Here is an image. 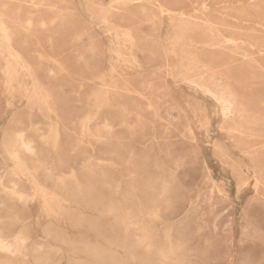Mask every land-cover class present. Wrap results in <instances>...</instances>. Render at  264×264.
Segmentation results:
<instances>
[{
  "label": "rangeland",
  "instance_id": "rangeland-1",
  "mask_svg": "<svg viewBox=\"0 0 264 264\" xmlns=\"http://www.w3.org/2000/svg\"><path fill=\"white\" fill-rule=\"evenodd\" d=\"M85 1L0 0V37L8 38H0V233L8 241L26 238L12 264H264V0ZM34 86L45 105L28 107ZM220 96L231 98L229 110ZM17 132L32 140V157L46 162V173L22 175L4 154ZM145 233L152 238L144 240Z\"/></svg>",
  "mask_w": 264,
  "mask_h": 264
},
{
  "label": "bare ground",
  "instance_id": "bare-ground-1",
  "mask_svg": "<svg viewBox=\"0 0 264 264\" xmlns=\"http://www.w3.org/2000/svg\"><path fill=\"white\" fill-rule=\"evenodd\" d=\"M27 1V0H26ZM88 1V0H87ZM194 1V0H193ZM251 1V0H250ZM256 1V0H255ZM32 1H30V3H31ZM84 2H86L85 0H84ZM97 2H99L98 0H97ZM108 2V1H107ZM117 2V1H116ZM116 2H114V3H116ZM122 2V1H121ZM135 2H137V1H135ZM134 2V3H135ZM242 2V1H241ZM253 2V1H252ZM34 3V2H33ZM44 3V2H43ZM89 3V2H88ZM193 3V2H192ZM259 3V2H258ZM19 4V3H18ZM39 4V3H38ZM42 4V3H41ZM58 4H60L61 5V3H58ZM78 4V3H77ZM86 4V3H85ZM84 4V5H85ZM106 4V3H105ZM137 4V3H136ZM145 4V3H144ZM237 4H239V3H237ZM8 5H10V4H7L6 6H8ZM29 5H31V4H29ZM83 5V4H82ZM89 5V4H88ZM92 5H93V3H92ZM110 5V4H109ZM146 5V4H145ZM193 5V4H192ZM225 5H227V4H225ZM241 5H242V3H241ZM3 6V5H2ZM6 6L4 7V8H6ZM12 6H14V5H12ZM11 6V7H12ZM80 6H81V4H80ZM116 6V5H115ZM130 6H132V4L130 3ZM129 6V7H130ZM201 6V5H200ZM1 7V6H0ZM38 7V6H37ZM41 7V6H40ZM78 7V6H77ZM86 7V6H85ZM100 7V6H99ZM202 7H203V5H202ZM218 7V6H217ZM3 8V7H2ZM1 8V9H2ZM35 8V7H34ZM79 8V7H78ZM92 8V7H91ZM111 8V7H110ZM109 8V9H110ZM204 8V7H203ZM15 9H16V7H15ZM32 9V8H31ZM41 9H43V8H41ZM85 9V8H84ZM20 10V9H19ZM29 10H30V8H29ZM36 10H37V8H36ZM47 10V9H46ZM83 10V9H82ZM111 10V9H110ZM126 10V9H125ZM156 10H157V8H156ZM163 10V9H162ZM201 10H203L202 8H201ZM200 10V11H201ZM205 10V9H204ZM2 11V10H1ZM4 11V10H3ZM5 11H6V9H5ZM33 11H34V9H33ZM119 11H122V12H125L124 10H119ZM22 12V11H21ZM52 12V11H51ZM54 12H56L55 10H54ZM80 12V11H79ZM104 12V11H103ZM111 12H113V11H111ZM157 12V11H156ZM159 12V11H158ZM173 12V11H172ZM251 12V11H250ZM83 13V12H82ZM115 13V12H114ZM116 13H118V12H116ZM161 13V12H160ZM165 13V12H164ZM167 13V12H166ZM175 13V12H174ZM173 13V14H174ZM6 14V13H5ZM11 14H12V12H11ZM10 14V15H11ZM25 14H26V12H25ZM34 14V13H33ZM81 14V13H80ZM96 14H98V12L96 13ZM103 14H105V13H103ZM111 14V13H110ZM127 14V13H126ZM168 14V13H167ZM178 14H180V13H178ZM177 14V15H178ZM192 15L194 14V13H191ZM205 14H207V13H205ZM27 15H29L28 13H27ZM37 15V14H36ZM54 14H52V16H53ZM88 15V14H87ZM115 15V14H114ZM128 15H130V14H128ZM171 15V14H170ZM197 15V14H196ZM200 15V14H199ZM19 16V15H18ZM18 16H17V18H18ZM23 16H24V14H23ZM22 16V17H23ZM30 16H32V14H30ZM56 16V15H55ZM63 16V15H62ZM138 16V15H137ZM220 16H222V15H220ZM10 19H11V17L10 16H8ZM12 17H13V15H12ZM14 17H16L15 15H14ZM34 17H35V15H34ZM33 17V18H34ZM59 17V16H58ZM64 17V16H63ZM87 17V16H86ZM182 17V16H181ZM190 17V16H189ZM1 18H2V16H1ZM30 18V17H29ZM32 18V17H31ZM30 18V19H31ZM23 19H26V17H24ZM28 19V18H27ZM35 19V18H34ZM33 19V20H34ZM58 19V18H57ZM64 19H65V17H64ZM69 19V18H68ZM70 19H72L71 17H70ZM69 19V20H70ZM109 19V18H108ZM172 19V18H171ZM171 19H170V22H171ZM192 19V18H191ZM7 20V19H6ZM12 20V19H11ZM14 20H17V19H15L14 18ZM19 20V19H18ZM59 20V19H58ZM61 20V19H60ZM59 20V21H60ZM90 20V19H89ZM110 20V19H109ZM183 20H185V19H183ZM182 20V21H183ZM9 21V20H8ZM40 21V20H39ZM63 21V20H62ZM68 21V20H67ZM72 21H74V20H72ZM191 21V20H190ZM197 21V20H196ZM199 21V20H198ZM13 22V21H12ZM25 22V21H24ZM24 22H22V23H24ZM33 22V21H32ZM37 22V21H36ZM101 22V21H100ZM99 22V23H100ZM142 22H144V21H142ZM178 22V21H177ZM176 22V23H177ZM194 22V21H193ZM235 22H236V20H235ZM13 23H15V22H13ZM16 23H17V21H16ZM29 23V22H28ZM38 24H39V22H37ZM42 23V22H41ZM63 23H64V21H63ZM161 23V22H160ZM179 23V22H178ZM182 23V22H181ZM195 23V22H194ZM196 23H198V22H196ZM204 23V22H203ZM208 23V22H207ZM243 23V22H242ZM5 24V23H4ZM10 24V23H9ZM12 24V23H11ZM19 24V23H18ZM62 24V23H61ZM65 25L67 24L66 22L64 23ZM95 24V23H94ZM104 24V23H103ZM191 24V23H190ZM200 24V23H199ZM205 24V23H204ZM209 24V23H208ZM245 24H246V22H245ZM256 24V23H255ZM16 25V24H15ZM29 25V24H28ZM58 25V24H57ZM63 25V24H62ZM79 25V24H78ZM81 25V24H80ZM100 25H102V24H100ZM179 25V24H178ZM177 25V26H178ZM182 27H184L182 24H180ZM193 25V24H192ZM212 25V24H211ZM3 26V25H2ZM41 26V25H40ZM94 26V25H93ZM174 26V25H173ZM189 26V25H188ZM194 26V25H193ZM203 25H201V27H202ZM215 26V25H214ZM252 26H253V24H252ZM258 26V25H257ZM256 26V27H257ZM0 27H1V25H0ZM31 27V26H30ZM33 27V26H32ZM42 27V26H41ZM46 27V26H45ZM63 27V26H62ZM78 27V26H77ZM95 27V26H94ZM100 27V26H99ZM134 27V26H133ZM145 27H147V26H145ZM175 27H176V25H175ZM187 27V26H186ZM185 27V28H186ZM195 27H197V26H195ZM199 27V26H198ZM205 27H207V26H205ZM212 27H213V25H212ZM218 27V26H217ZM255 27V28H256ZM260 27H262V26H260ZM25 28V27H24ZM64 28V27H63ZM71 28V27H70ZM74 28V27H73ZM192 28V27H191ZM191 28H189V30H191ZM200 28V27H199ZM204 28V27H203ZM215 28V27H214ZM258 28V27H257ZM3 29V28H2ZM27 29V28H26ZM72 29V28H71ZM70 29V30H71ZM107 29V28H106ZM183 29V28H182ZM188 29V28H187ZM194 29V28H193ZM192 29V30H193ZM209 29V28H208ZM5 30V29H4ZM20 30H22V29H20ZM67 30V29H66ZM74 29H72L71 31H73ZM83 30V29H82ZM118 30V29H117ZM123 30V29H122ZM176 30V29H175ZM179 30H180V28H179ZM188 30V31H189ZM204 30L205 29H203L202 31V33H204L205 34V32H207V31H205L204 32ZM2 31V30H1ZM0 31V32H1ZM10 31V30H9ZM120 31H121V29H120ZM197 31H200V29L198 30L197 29ZM5 32V31H4ZM18 32V31H17ZM21 32H24V31H21ZM183 32H187V31H184L183 30ZM192 32V31H191ZM194 32H196V31H194ZM213 32V31H212ZM27 33V32H26ZM73 33V32H72ZM88 33V32H87ZM210 33V32H209ZM215 33V32H214ZM11 34V33H10ZM69 34H71V33H69ZM107 34V33H106ZM199 34V33H198ZM201 34V33H200ZM207 34V33H206ZM205 34V35H206ZM211 34V33H210ZM1 36H3L2 34H0ZM12 35V34H11ZM18 35V34H17ZM103 35V34H102ZM113 35V34H112ZM208 35V34H207ZM29 36V35H28ZM201 36H202V34H201ZM220 36V35H219ZM233 36V35H232ZM184 37V36H183ZM207 37V36H206ZM211 37V36H210ZM217 37V36H216ZM0 38H3V37H0ZM11 38V37H10ZM115 38V37H114ZM162 38V37H161ZM222 38V37H221ZM229 38V37H228ZM3 39H5V37L3 38ZM6 39H8V38H6ZM5 39V40H6ZM157 39V38H156ZM215 39V38H214ZM211 40V41H215V40ZM218 39V38H217ZM1 40V39H0ZM160 41H162L161 39H159ZM219 40V39H218ZM230 40V39H229ZM251 40V39H250ZM206 41H207V39H206ZM210 41V40H209ZM210 41V42H211ZM223 41H225V39H223ZM231 41V40H230ZM229 41V42H230ZM258 41V40H257ZM256 41V42H257ZM260 41V40H259ZM258 41V42H259ZM6 42H7V40H6ZM121 42V41H120ZM216 42H218V41H216ZM228 42V41H227ZM226 42V43H227ZM237 42V41H236ZM250 42H252V41H250ZM253 42H255V41H253ZM10 43V42H9ZM155 43V42H154ZM225 43V42H224ZM225 43V44H226ZM232 43H233V41H232ZM262 43V42H261ZM107 44V43H106ZM162 44H164V43H162ZM190 44V43H189ZM209 44V43H208ZM212 44V43H211ZM214 44V43H213ZM212 44V45H213ZM237 44V43H236ZM235 44V45H236ZM245 44V43H244ZM243 44V45H244ZM247 44V43H246ZM245 44V45H246ZM264 44V43H263ZM1 45H3V44H1ZM176 45V44H175ZM221 45V44H220ZM237 45H239V44H237ZM236 45V46H237ZM244 45V46H245ZM5 46V45H4ZM8 46V45H7ZM190 46H191V44H190ZM193 46V45H192ZM195 46V45H194ZM214 46V45H213ZM212 46V47H213ZM217 45H215L214 47H216ZM219 46V45H218ZM225 46H227V45H225ZM229 46V45H228ZM234 46V45H233ZM248 46H249V44H248ZM251 46V45H250ZM178 47V46H177ZM207 47V46H206ZM220 47V46H219ZM221 47H223L222 45H221ZM235 47V46H234ZM239 47V46H238ZM263 47V46H262ZM191 48V47H190ZM205 48V47H204ZM211 48V47H210ZM218 48V47H217ZM233 48V47H232ZM237 48V47H236ZM254 48H256V47H254ZM3 49V48H2ZM124 49V48H123ZM212 49V48H211ZM213 49H215V48H213ZM235 49V48H234ZM248 50H249V48H247ZM252 49H253V47H252ZM257 49V48H256ZM217 50V49H216ZM236 50H238L239 51V49L237 48ZM243 50H245V49H243ZM247 50V51H248ZM251 50V49H250ZM260 50V49H259ZM258 50V51H259ZM3 51H4V49H3ZM6 51V50H5ZM4 51V52H5ZM11 51H12V49H11ZM188 51V50H187ZM196 51H197V49H196ZM203 51V50H202ZM218 51H221V50H218ZM241 51V50H240ZM239 51V52H240ZM255 51V50H254ZM3 52V53H4ZM163 52V51H162ZM174 52V51H173ZM226 52H228V51H226ZM237 52V51H236ZM246 52V51H245ZM250 52V51H249ZM7 53H9V52H7ZM14 53H16V52H14ZM220 53V52H219ZM229 53H231V52H229ZM238 53V52H237ZM256 53V52H255ZM35 54V53H34ZM196 54V53H195ZM234 54V53H233ZM243 54H244V52H243ZM242 54V55H243ZM247 54H249V53H247ZM257 54H259V53H257ZM6 55H8V54H6ZM26 55V54H25ZM178 55H180L179 53H178ZM182 55H184V54H182ZM222 55V54H221ZM229 55V54H228ZM236 55V54H235ZM246 55V54H245ZM14 56V55H13ZM37 56V55H36ZM147 56V55H146ZM226 56V55H225ZM230 56V55H229ZM231 56H232V54H231ZM264 56V55H263ZM1 57V56H0ZM7 57V56H6ZM11 57V56H10ZM14 57H17V56H14ZM47 57V56H46ZM178 57H180V56H178ZM177 57V58H178ZM186 57V56H185ZM228 57V56H227ZM240 57V56H239ZM241 57H243V56H241ZM247 57L248 56H246V59H247ZM3 58V57H2ZM18 58V57H17ZM37 58V57H36ZM220 58V57H219ZM224 58V57H223ZM229 58V57H228ZM231 58V57H230ZM248 58H251V57H248ZM264 58V57H263ZM3 59H6V58H3ZM14 58H12V61H14L13 60ZM42 59V58H41ZM51 59V58H50ZM109 59V58H108ZM189 59H191V58H189ZM227 59V58H226ZM242 59H244V58H242ZM252 59V58H251ZM18 60V59H17ZM39 60V59H38ZM182 60V59H181ZM184 60V59H183ZM188 60V59H187ZM245 60V59H244ZM243 60V61H244ZM11 61V62H12ZM18 61H20V60H18ZM46 61V60H45ZM47 61H49V60H47ZM193 61V60H192ZM242 61V60H241ZM240 61V62H241ZM250 61V60H249ZM6 62V61H5ZM16 62V61H15ZM23 62V61H22ZM44 62V61H43ZM50 62V61H49ZM51 62H52V60H51ZM191 62V61H190ZM246 62V61H245ZM251 62V61H250ZM21 63V62H20ZM24 63V62H23ZM46 63V62H45ZM53 63V62H52ZM184 63V62H183ZM195 63V62H194ZM249 63V62H248ZM7 64V63H6ZM44 64V63H43ZM56 64V63H55ZM196 64V63H195ZM247 64V63H246ZM250 64V63H249ZM251 64H253V63H251ZM254 64H256V62L254 63ZM253 64V65H254ZM22 65V64H21ZM24 65V64H23ZM26 65V64H25ZM48 65V64H47ZM233 66L234 65H236V64H232ZM238 65H240V64H238ZM1 66V65H0ZM57 66V65H56ZM225 66H227V65H225ZM229 66V65H228ZM237 66V65H236ZM30 67V66H29ZM34 67H36V66H34ZM240 67V66H239ZM239 67H237V68H239ZM249 67H250V65H249ZM21 68V67H20ZM31 68H33V67H31ZM57 68H59L58 66H57ZM236 68V69H237ZM258 68V67H257ZM260 68V67H259ZM258 68V69H259ZM23 69H24V66H23ZM30 69V68H29ZM60 69V68H59ZM228 69H230V67L228 68ZM235 69V68H234ZM3 70H4V67H3ZM8 70V69H7ZM32 70V69H31ZM38 70V69H37ZM225 70V69H224ZM241 71H243L242 69H240ZM260 70V69H259ZM262 70V69H261ZM23 71V70H22ZM249 71H251V70H249ZM255 72H256V70H254ZM3 72V71H2ZM19 72H20V69H19ZM26 72V71H25ZM29 72V71H28ZM32 72V71H31ZM60 72H61V70H60ZM244 72V71H243ZM1 73V72H0ZM5 73V72H4ZM16 73V72H15ZM249 73V72H248ZM254 73V72H253ZM252 73V74H253ZM6 74V73H5ZM17 74V73H16ZM22 74H24V73H22ZM50 74H51V72H50ZM230 74V73H229ZM256 74V73H255ZM260 74V73H259ZM262 74V73H261ZM14 75V74H13ZM250 75V74H249ZM16 76V75H15ZM29 76V75H28ZM240 76H242V74L240 75ZM16 77H18V76H16ZM257 77V76H256ZM256 77H255V79H256ZM262 77V76H261ZM9 78V77H8ZM21 78H23V77H21ZM97 78V77H96ZM223 78V77H222ZM254 78V77H253ZM259 78V77H258ZM34 79V78H33ZM224 79V78H223ZM260 79V78H259ZM261 79H263V78H261ZM4 81V80H3ZM99 81V80H98ZM101 81V80H100ZM112 81V80H111ZM114 81V80H113ZM119 81V80H118ZM120 81H121V79H120ZM33 82H35V81H33ZM87 82V81H86ZM115 82H116V84H117V80H115ZM183 82V81H182ZM255 82V81H254ZM258 82V81H257ZM261 82V81H260ZM263 82V81H262ZM87 83H89V84H91V82H87ZM112 83V82H111ZM123 83H124V81H123ZM122 83V84H123ZM234 83V82H233ZM240 83V82H239ZM239 83H237V84H239ZM242 83V82H241ZM248 83V82H247ZM13 84V83H12ZM34 84V83H33ZM99 84H100V82H99ZM102 84V83H101ZM116 84H115V87H116ZM127 84V83H126ZM246 83H244V85H245ZM249 84V83H248ZM1 85H3V83L1 84L0 83V86ZM118 85V84H117ZM247 85V84H246ZM246 85L244 86V87H246ZM250 85H253V84H250ZM255 85H257V84H255ZM261 85V84H260ZM3 86H6V85H3ZM31 87L33 86V85H30ZM110 86V85H109ZM123 87L125 86V85H122ZM193 86V85H192ZM231 86V85H230ZM239 86V85H238ZM263 86V85H262ZM2 87V86H1ZM30 87V88H31ZM35 87V86H34ZM112 87H113V85H112ZM233 87V86H232ZM242 87H243V83H242ZM260 87V86H259ZM100 88V87H99ZM103 88H107V87H103ZM102 88V90H104ZM114 88V87H113ZM118 88V87H117ZM124 88H126V87H124ZM195 88H197L196 86H195ZM205 88V90L207 91V92H212V90L209 88V87H204ZM247 88V87H246ZM258 88V87H257ZM132 89V88H131ZM239 89H240V87H239ZM242 89H244V88H242ZM23 90V89H22ZM25 90V89H24ZM102 90H101V92H102ZM133 90V89H132ZM229 90H230V88H229ZM100 91V90H99ZM99 91H97V93H99ZM105 91H107V90H105ZM235 91V90H234ZM245 91V90H244ZM247 91V90H246ZM245 91V92H246ZM12 92V91H11ZM122 92V91H121ZM243 92V91H242ZM250 92L251 91H249L248 93H249V95H250ZM228 93V92H227ZM230 93V92H229ZM101 94V93H100ZM254 94V93H253ZM7 95H8V93H7ZM6 95V96H7ZM97 95H99V94H97ZM102 95H103V93H102ZM107 95V94H106ZM122 95V94H121ZM228 95H230V94H228ZM232 95V94H231ZM96 96V95H95ZM108 96V95H107ZM242 96V95H241ZM246 96V95H245ZM251 96V95H250ZM9 97V96H8ZM98 97H100V96H98ZM139 97V96H138ZM233 97V96H232ZM256 98H257V96H255ZM23 98V97H22ZM93 98V97H92ZM113 98V97H112ZM118 98V97H117ZM218 98V100H220L221 102H222V104H223V106H224V108L226 109V110H229L230 109V107H232V101L230 100V99H228V98H226V97H223V96H220V97H217ZM46 98H45V94H44V92H42V89H41V87L40 86H37V87H35V89H34V93L32 94V96H30L29 98H28V107H31V106H33L34 104H36V103H38V105H45L44 104V100H45ZM96 99H98L97 97H96ZM102 99V98H101ZM105 99V98H104ZM115 99H116V97H115ZM11 100V99H10ZM252 100H253V97H252ZM26 101V100H25ZM95 101V100H94ZM104 101V100H103ZM255 101V100H254ZM261 101V103H262V100H260ZM259 101V102H260ZM96 102V101H95ZM98 102V101H97ZM113 102V101H112ZM248 102V101H247ZM256 102H258V101H256ZM94 103V102H93ZM215 103V102H214ZM213 103V104H214ZM24 104H26V103H24ZM95 104V103H94ZM94 104H93V106H94ZM97 104V103H96ZM104 104V103H103ZM221 104V103H220ZM50 106V105H49ZM124 106V105H123ZM7 107V106H6ZM5 107V108H6ZM45 107V106H44ZM39 108V107H38ZM47 108V107H46ZM49 108V107H48ZM47 108V109H48ZM91 108V107H90ZM99 108V107H98ZM40 109V108H39ZM41 109H42V107H41ZM119 109H120V107H119ZM121 109H122V107H121ZM202 109V108H201ZM49 110H50V108H49ZM97 110V109H96ZM30 111V110H29ZM29 111H28V113H29ZM36 111V110H35ZM41 112H43L42 110H40ZM48 111V110H47ZM46 111V113L48 114V112ZM93 111V110H92ZM111 111V110H110ZM116 111V110H115ZM118 111V110H117ZM124 112V111H123ZM228 112V111H227ZM40 113V112H39ZM54 113V112H53ZM94 113V112H93ZM118 113V112H117ZM135 112H133V114H134ZM44 114V113H43ZM92 114V113H91ZM131 114V113H130ZM229 114V113H228ZM238 114V113H237ZM38 115V114H37ZM48 115H50V114H48ZM94 116H95V114H93ZM119 115H120V113H119ZM124 115V114H123ZM240 115V114H239ZM249 115V114H248ZM254 115V114H253ZM28 116V115H27ZM47 116V115H46ZM86 116V115H85ZM45 117V116H44ZM88 117H89V115H88ZM91 117V116H90ZM99 117V116H98ZM138 117V116H137ZM136 117V118H137ZM220 117V116H219ZM43 118V117H42ZM46 118V117H45ZM44 118V119H45ZM55 118V117H54ZM87 118V117H86ZM252 118V117H251ZM250 118V119H251ZM29 118H27V120H28ZM48 119V118H47ZM85 119V118H84ZM93 119H95V117H93ZM121 119H123L122 117H121ZM143 119V118H142ZM228 119V118H227ZM239 119V118H238ZM253 119V118H252ZM46 120V119H45ZM89 120V119H88ZM257 120V119H256ZM87 121V120H86ZM91 121V120H90ZM89 121V122H90ZM93 121V120H92ZM119 121V120H118ZM121 121V120H120ZM140 121H142L141 119H140ZM251 121V120H250ZM50 122H52V121H50ZM98 122V121H97ZM100 122V121H99ZM144 122V121H143ZM148 122V121H147ZM240 122H243V121H240ZM254 122V121H253ZM256 122V121H255ZM29 123V122H28ZM41 123H42V121H41ZM79 123V122H78ZM85 123H87V122H85ZM126 123V122H125ZM250 123H252V122H250ZM261 123V122H260ZM10 124V123H9ZM47 124H49L48 123V121H47ZM55 124V123H54ZM54 124H52V125H54ZM80 124V123H79ZM89 124H91V122L89 123ZM96 124V123H95ZM98 124V123H97ZM121 124V123H120ZM127 124V123H126ZM244 123H242V125H243ZM259 124V123H258ZM257 124V125H258ZM5 125V124H4ZM30 125V124H29ZM38 125H39V123H38ZM58 125V124H57ZM71 125H72V123H71ZM117 125H119V123L117 124ZM168 125V124H167ZM249 125V124H248ZM256 125V126H257ZM49 126V125H48ZM87 126V125H86ZM89 126V125H88ZM121 126V125H120ZM149 126V125H148ZM251 126V125H250ZM4 127V126H3ZM34 127V126H33ZM33 127H32V129H33ZM51 127V126H50ZM91 128H92V125L90 126ZM56 128V127H55ZM81 127H79V129H80ZM97 128H98V126H97ZM117 128V127H116ZM124 128V127H123ZM27 129V128H26ZM25 129V130H26ZM29 129H30V126H29ZM46 129H48V128H46ZM52 130H53V128H51ZM64 129V128H63ZM94 129H95V127H94ZM114 129V128H113ZM3 130V129H2ZM28 130V129H27ZM57 130V129H56ZM86 130H87V127H86ZM99 130V129H98ZM30 131H31V129H30ZM35 131V130H34ZM51 131V130H50ZM64 131H65V129H64ZM67 131V130H66ZM85 131V130H84ZM89 131V130H88ZM92 131H93V129H92ZM91 131V132H92ZM104 131V130H103ZM127 131V130H126ZM218 131V130H217ZM80 132H81V130H80ZM94 132V131H93ZM100 132V131H99ZM133 132V131H132ZM151 132V131H150ZM67 133H68V131H67ZM71 133V132H70ZM85 133H88V132H86L85 131ZM95 133V132H94ZM109 133V132H108ZM2 134V133H1ZM51 134H53L52 132H51ZM50 133H49V136H51L52 137V135H51ZM55 134V133H54ZM53 134V135H54ZM72 134V133H71ZM130 134V133H129ZM14 136H13V138H10V140H12V141H8L7 143L5 142L4 143V147H3V151H4V154L7 156V158H9V159H11V160H13V162H14V160L17 162V165L16 166H18V170H20V172H21V174L22 175H25V176H28L30 173H31V171L32 170H37V169H39V170H42V171H44L45 173H46V171H48V168L46 167V166H44V164L43 163H46V162H42V160L41 159H39V158H35V160L33 159V157L32 156H34V155H36V151H35V147H34V145H33V142H32V140L30 139V138H27V137H25L24 136V134L22 133V132H17L16 134H13ZM74 135V134H73ZM85 135V134H84ZM91 135V134H90ZM48 136V137H49ZM57 136V135H56ZM80 136V135H79ZM78 136V137H79ZM89 136V135H88ZM87 136V137H88ZM131 136V135H130ZM179 136V135H178ZM0 137H1V135H0ZM11 137H12V134H11ZM45 137V136H44ZM53 137H55V135L53 136ZM83 137V136H82ZM91 137V136H90ZM99 137V136H98ZM132 137V136H131ZM242 137V136H241ZM50 138V137H49ZM80 138V137H79ZM94 138V137H93ZM115 138V137H114ZM7 140H8V138H6ZM5 139V141H7ZM45 139H46V137H45ZM81 139V138H80ZM83 139V138H82ZM97 139V138H96ZM95 139V140H96ZM99 139V138H98ZM38 140V139H37ZM41 140V139H40ZM54 140V139H53ZM89 140V139H88ZM87 140V141H88ZM112 140H115V139H112ZM85 141H86V139H85ZM97 141V140H96ZM101 141V140H100ZM99 141V142H100ZM155 141V140H154ZM49 142V141H48ZM55 142H56V139H55ZM90 142V141H89ZM88 142V143H89ZM1 143V142H0ZM50 143V142H49ZM1 144H3V143H1ZM91 144V143H90ZM93 144V143H92ZM156 144V143H155ZM260 144H261V142H260ZM264 144V143H263ZM262 144V145H263ZM49 145V144H48ZM86 145V144H85ZM94 145H95V142H94ZM93 145V146H94ZM204 145H206V144H204ZM92 146V145H91ZM103 146V145H102ZM156 146V145H155ZM56 147V146H55ZM54 148V147H53ZM90 148V147H89ZM57 149V148H56ZM52 150V149H51ZM128 151H129V149H127ZM2 151V150H1ZM50 151V150H49ZM132 151H134V150H132ZM131 151V152H132ZM112 152V151H111ZM130 152V151H129ZM54 153V152H53ZM23 155V157H20V155ZM210 154V153H209ZM45 155V154H44ZM56 155V154H55ZM241 155V154H240ZM1 156V155H0ZM57 157V156H56ZM255 157V156H254ZM236 158V157H235ZM262 158V157H261ZM89 159H92V158H89ZM128 159V158H127ZM135 159V158H134ZM255 159V158H254ZM47 160V159H46ZM45 160V161H46ZM57 160H59V159H57ZM226 160V159H225ZM264 160V159H263ZM48 161V160H47ZM92 161V160H91ZM128 161H129V159H128ZM3 162V161H2ZM7 162H8V160H7ZM6 162V163H7ZM12 162V161H11ZM86 162V161H85ZM88 162H89V160H88ZM201 162V161H200ZM256 163H257V161H255ZM255 162H254V164H255ZM259 162H261V159H260V161ZM51 163V162H50ZM59 163V162H58ZM84 163V162H83ZM91 163V162H90ZM101 163H102V161H101ZM240 163H242V162H240ZM253 163V162H252ZM252 163H251V165H252ZM85 164V163H84ZM94 165H95V163H93ZM103 164V163H102ZM108 164H110L109 162H108ZM125 164V163H124ZM262 164V163H261ZM79 166H80V164H78ZM83 165V164H82ZM86 165V164H85ZM111 165V164H110ZM114 165V164H113ZM256 165V164H255ZM255 165H253L254 167H255ZM15 166V165H14ZM84 166V165H83ZM91 166V165H90ZM96 166V165H95ZM98 166H100L99 164H98ZM97 166V167H98ZM104 166H105V164H104ZM103 166V167H104ZM106 166H108V165H106ZM115 166V165H114ZM126 166V165H125ZM241 166V165H240ZM262 166H263V164H262ZM6 167H8V166H6ZM89 167V166H88ZM93 167V166H92ZM109 167V166H108ZM131 167V166H130ZM151 167V166H150ZM257 167V166H256ZM80 168V167H79ZM86 167H84V169H85ZM91 168V167H90ZM106 168V167H105ZM104 168V169H105ZM126 168H128V167H126ZM259 168H260V166H259ZM82 169V168H81ZM83 169V170H84ZM94 169V168H93ZM97 169V168H96ZM168 169V168H167ZM256 170H257V168H255ZM148 169H146V171H147ZM150 170V169H149ZM10 171H12L11 169H10ZM99 171V170H98ZM107 171V170H106ZM131 171H132V169H131ZM258 171V170H257ZM18 172V171H17ZM90 172H93V171H90ZM256 172V171H255ZM13 173V172H12ZM95 173V172H94ZM105 173V172H104ZM14 174V173H13ZM17 174V173H16ZM70 174H71V172H70ZM93 174V173H92ZM97 174V173H96ZM49 175V174H48ZM257 175V174H256ZM260 175V174H259ZM20 176V175H19ZM46 176V175H45ZM45 176H44V178H45ZM65 176V175H64ZM68 177L70 176V175H67ZM258 176V175H257ZM29 177V176H28ZM32 177V176H31ZM35 177V176H34ZM41 177V176H40ZM63 177V176H62ZM100 177V176H99ZM129 177H130V174H129ZM132 177V176H131ZM159 177V176H158ZM203 177H204V175H203ZM11 178H13V177H11ZM20 178V177H19ZM30 178V177H29ZM47 178H48V176H47ZM98 178V177H97ZM101 178H103V177H101ZM257 178V177H256ZM261 178V177H260ZM24 179H25V177H24ZM32 179V178H31ZM42 179H43V177H42ZM46 179V178H45ZM63 179V178H62ZM65 179V178H64ZM69 179H71V178H69ZM89 179V178H88ZM104 179V178H103ZM34 180V179H33ZM67 180V179H66ZM28 181V180H27ZM30 181V180H29ZM43 181L44 180H42L41 182H42V185H43ZM61 181V180H60ZM64 181V180H63ZM101 181V180H100ZM26 182V181H25ZM47 182H49L48 180H47ZM56 182H57V180H56ZM59 182V181H58ZM67 182V181H66ZM162 182V181H161ZM240 182V181H239ZM238 182V183H239ZM34 183V182H33ZM51 183V182H50ZM64 183V182H63ZM76 183V182H75ZM96 183V182H95ZM257 183V182H256ZM57 184H59V183H57ZM130 184V183H129ZM133 184V183H132ZM259 184V183H258ZM264 184V183H263ZM36 185V184H35ZM44 185H45V183H44ZM76 185V184H75ZM74 185V187H76ZM116 185H119V183L118 184H116ZM116 185H114V186H116ZM62 186V185H61ZM31 187H32V185H31ZM35 187V186H34ZM131 187V186H130ZM0 188H1V186H0ZM78 187H76L75 189H77ZM117 188V187H116ZM30 189V188H29ZM40 189V188H39ZM42 189V188H41ZM5 190V189H4ZM9 190V189H8ZM7 190V191H8ZM205 191V190H204ZM14 191H8L7 193H13ZM36 192V191H35ZM35 192H34V195H36L35 194ZM114 192H116L115 190H114ZM118 192V191H117ZM130 192V191H129ZM46 193V192H45ZM48 193V192H47ZM51 193V192H50ZM119 193V192H118ZM132 193V192H131ZM135 193V192H134ZM211 193V192H210ZM27 194H29L30 195V193H27ZM112 194V193H111ZM160 194V193H159ZM41 195H42V193H41ZM40 195V196H41ZM66 195V194H65ZM132 195H133V193H132ZM158 195V194H157ZM220 195V194H219ZM48 196H49V194H48ZM51 196H53L52 194H51ZM114 196V195H113ZM112 196V197H113ZM134 196V195H133ZM18 199H23L24 197H23V195L22 194H18ZM16 197V198H17ZM29 197V196H28ZM39 197V196H38ZM50 197V196H49ZM116 197V196H115ZM118 198H120V196H117ZM3 198V197H2ZM26 198V197H25ZM34 198V197H33ZM40 198V197H39ZM44 198H45V196H44ZM53 198H57V197H55V195L53 196ZM203 198H204V196H203ZM252 198H254V197H252ZM256 198V197H255ZM40 199H42V198H40ZM46 199H47V197H46ZM60 199V198H59ZM58 199V200H59ZM106 199L108 200H110V198H107L106 197ZM130 199V198H129ZM134 199H135V197H134ZM259 199V198H258ZM52 200V199H51ZM56 200V199H55ZM252 200V199H251ZM255 200V199H254ZM262 200V199H261ZM20 200H18V202H19ZM63 201V200H62ZM124 201V200H123ZM134 201V200H133ZM156 201V200H155ZM256 201V200H255ZM258 201V200H257ZM256 201V202H257ZM24 202H27L26 200L24 201ZM44 202V201H43ZM58 202V201H57ZM109 202V201H108ZM112 202V201H111ZM116 202V201H115ZM131 202V201H130ZM136 202H137V200H136ZM151 202V201H150ZM157 202V201H156ZM258 202H260V200L258 201ZM45 203H47V202H45ZM45 203H43V204H45ZM59 203V202H58ZM141 203V202H140ZM165 203V202H164ZM252 203H253V201H252ZM255 203V202H254ZM253 203V204H254ZM19 204L20 205H22L20 202H19ZM61 204H62V202H61ZM68 205H69V203H67ZM77 204V203H76ZM120 204H121V201H120ZM124 204H125V202H124ZM130 204V203H129ZM142 204V203H141ZM222 204H223V201H222ZM221 204V205H222ZM256 204V203H255ZM254 204V205H255ZM263 204V203H262ZM52 205V204H51ZM62 205H64V204H62ZM73 205V204H72ZM119 205V204H118ZM117 205V206H118ZM126 205V204H125ZM137 205H138V203H137ZM151 205V204H150ZM250 205H251V202H250ZM257 205V204H256ZM260 205V204H259ZM55 206V205H54ZM59 206V205H58ZM127 206V205H126ZM165 206V205H164ZM42 207H44V206H42ZM48 207V206H47ZM57 207V206H56ZM62 207V206H61ZM64 207V206H63ZM133 207V206H132ZM141 207H142V205H141ZM154 207V206H153ZM257 207H258V205H257ZM21 208V207H20ZM45 208H46V206H45ZM75 208V207H74ZM133 208H135V207H133ZM199 208V207H198ZM253 208H255V207H253ZM253 208H251V209H249V206H248V209L249 210H252ZM43 209V208H42ZM61 209V208H60ZM75 209H78L77 207L75 208ZM136 209V208H135ZM213 209V208H212ZM229 209H230V207H229ZM257 209V208H256ZM263 209H264V207H263ZM56 210V209H55ZM58 210V209H57ZM79 210V209H78ZM83 210V209H82ZM86 210H88V209H86ZM121 210V209H120ZM193 210V209H192ZM214 210V209H213ZM262 210V209H261ZM43 211V210H42ZM63 211V210H62ZM254 211V210H253ZM88 212H90V211H88ZM128 212V211H127ZM213 212V211H212ZM225 212V211H224ZM223 212V213H224ZM252 212V211H251ZM47 213V212H46ZM50 213V212H49ZM49 213H48V215H49ZM55 212H53V214H54ZM60 213V212H59ZM62 213V212H61ZM60 213V214H61ZM78 213H80V212H78ZM98 213L99 212H97V215H98ZM120 213V212H119ZM215 213V212H214ZM257 213H259V212H257ZM52 214V213H51ZM81 214V213H80ZM104 214V213H103ZM114 214H115V212H114ZM116 214H117V212H116ZM127 214V213H126ZM254 214V213H253ZM252 214V215H253ZM44 215V214H43ZM47 215V214H46ZM55 216H56V214H54ZM53 215V216H54ZM64 215V214H63ZM99 215H101V214H99ZM105 215V214H104ZM106 215H107V213H106ZM224 215V214H223ZM259 215V214H258ZM15 216V215H14ZM13 215H12V217H14ZM53 216H52V218H53ZM77 216V215H76ZM81 216V215H80ZM95 216V215H94ZM147 215H145V217H146ZM149 216V215H148ZM154 216V215H153ZM212 216V215H211ZM210 216V217H211ZM263 216V215H262ZM41 217V216H40ZM59 217V216H58ZM65 217V216H64ZM246 217V216H245ZM257 217V216H256ZM15 218V217H14ZM50 218H51V216H50ZM80 218V217H79ZM151 218V216H149V219ZM154 218H157L156 216L154 217ZM200 218V217H199ZM227 218V217H226ZM242 218V217H241ZM249 218H250V216H249ZM249 218H247V219H249ZM264 218V217H263ZM10 219V218H9ZM45 219H47V218H45ZM57 219V218H56ZM70 219V218H69ZM102 219V218H101ZM115 219V218H114ZM125 219V218H124ZM147 219V218H146ZM159 219V218H158ZM81 220V219H80ZM93 220V219H92ZM110 219H107V221H109ZM151 220H152V218H151ZM154 220V219H153ZM162 220V219H161ZM177 220V219H176ZM244 220H245V218H244ZM243 220V221H244ZM3 221V220H2ZM1 221V222H2ZM19 221V220H18ZM28 221V220H27ZM66 221V220H65ZM73 221V219L71 220V222ZM111 221V220H110ZM118 221H120V220H118ZM125 221H126V219H125ZM242 221V220H241ZM25 222H26V220H25ZM74 222V221H73ZM101 222V221H100ZM114 222H116V221H114ZM121 222V221H120ZM128 222V221H127ZM149 222H150V220H149ZM157 222V221H156ZM23 223V222H22ZM28 223V222H27ZM76 223V222H75ZM74 223V224H75ZM111 223H113V222H111ZM247 222H245V224H246ZM260 223H262L261 221H260ZM19 224H21V223H19ZM37 224V223H36ZM73 224V225H74ZM96 224V223H95ZM123 224H125V223H123ZM146 224V223H145ZM248 224V223H247ZM24 225H27L26 223H24ZM71 225V224H70ZM129 225V224H128ZM159 225V224H158ZM165 225V224H164ZM173 225V224H172ZM237 225V224H236ZM243 225V224H242ZM250 225V224H249ZM252 225H253V223H252ZM72 226V225H71ZM76 226H78L77 224H76ZM107 226H109V225H107ZM147 226V225H146ZM170 226V225H169ZM238 226V225H237ZM245 226V225H244ZM143 227V226H142ZM156 227H157V225H156ZM194 227V226H193ZM206 227V226H205ZM28 228V227H27ZM55 228H56V226H55ZM108 228V227H107ZM154 228H155V226H154ZM153 228V229H154ZM163 228V227H162ZM179 228V227H178ZM11 229V228H10ZM10 229H8V230H10ZM22 229H24V228H22ZM22 229H18L19 231H21ZM29 229V228H28ZM56 229H58L59 230V228H56ZM169 229V228H168ZM62 230V229H61ZM106 230V229H105ZM149 230V229H148ZM152 230V229H151ZM155 230H156V228H155ZM207 230V229H206ZM237 230V229H236ZM255 230V229H254ZM257 230V229H256ZM259 230V229H258ZM24 231V230H23ZM28 231V230H27ZM63 231V230H62ZM31 232V231H30ZM153 232V231H152ZM151 232V233H152ZM221 232V231H220ZM239 232V231H238ZM19 233V232H18ZM21 233V232H20ZM23 233V232H22ZM21 233V234H22ZM155 233V232H154ZM167 233V232H166ZM190 233V232H189ZM213 233V232H212ZM253 233V232H252ZM263 233V232H262ZM28 234H30L31 235V233H28ZM125 234V233H124ZM173 234H174V232H173ZM191 234V233H190ZM215 234H217V233H215ZM258 234V233H257ZM256 234V235H257ZM23 236H24V234H22ZM71 235V234H70ZM147 235L148 234H144V236H143V239L145 240L146 238H147ZM209 235V234H208ZM259 235V234H258ZM20 236V235H19ZM81 236V235H80ZM149 236V235H148ZM158 236V235H157ZM189 236V235H188ZM247 236V235H246ZM106 237H107V235H106ZM110 237V236H109ZM149 237H151V236H149ZM154 237H156V236H154ZM190 237V236H189ZM197 237V236H196ZM241 237V236H240ZM239 237V238H240ZM257 237V236H256ZM261 237V236H260ZM25 238V237H24ZM19 239V240H17V239H13L12 241H8V240H6V238L3 236V233H0V252L2 251V252H4V254H6V261H5V263L4 264H12V259H14L16 256H17V254L19 253V251H21V252H24L25 251V239ZM68 238V237H67ZM83 238V237H82ZM152 238V237H151ZM158 238V237H157ZM194 238V237H193ZM213 238V237H212ZM217 237H215V239H216ZM247 238V237H246ZM253 238H255V237H253ZM259 238V237H258ZM8 239V238H7ZM28 239H29V237H28ZM40 239H42V238H40ZM69 239V238H68ZM81 239V238H80ZM89 239V238H88ZM148 239V238H147ZM187 239V238H186ZM198 239H200V238H198ZM245 239V238H244ZM243 239V240H244ZM39 240V239H38ZM61 241H62V239H60ZM91 240V239H90ZM185 240V239H184ZM241 240V239H240ZM255 240V239H254ZM261 240H262V238H261ZM73 241V240H72ZM80 241V240H79ZM89 241V240H88ZM96 241V240H95ZM124 241V240H123ZM147 241V240H146ZM146 241H145V243H146ZM152 241V240H151ZM157 241V240H156ZM216 241V240H215ZM238 241V240H237ZM248 241V240H247ZM41 242V241H40ZM82 242V241H81ZM93 242V241H92ZM101 242V241H100ZM125 242V241H124ZM163 242V241H162ZM167 242H168V240H167ZM69 243V242H68ZM83 243V242H82ZM96 243V242H95ZM195 243V242H194ZM213 243V242H212ZM217 243V242H216ZM242 243V242H241ZM249 243V242H248ZM251 243V242H250ZM260 243H261V241H260ZM41 244V243H40ZM77 244H79V243H77ZM84 244V243H83ZM98 244V243H97ZM154 244V243H153ZM152 243H151V246L153 245ZM159 244V243H158ZM163 244V243H162ZM196 244V243H195ZM202 244V243H201ZM206 244V243H205ZM246 244V243H245ZM262 244V243H261ZM260 244V245H261ZM74 245V244H73ZM80 245V244H79ZM108 245V244H107ZM140 245V244H139ZM207 245V244H206ZM209 245V244H208ZM241 245V244H240ZM250 245V244H249ZM249 245H247V246H249ZM259 245V246H260ZM35 246V245H34ZM49 246V245H48ZM53 246V245H52ZM84 246V245H83ZM97 246V245H96ZM100 247H101V244L99 245ZM103 246V245H102ZM142 246V245H141ZM156 247H157V245H155ZM161 246V245H160ZM159 246V247H160ZM251 246V245H250ZM255 246V245H254ZM55 247V246H54ZM53 247V248H54ZM84 247H86V246H84ZM98 247V246H97ZM150 247V244H149V242H148V244H147V248H149ZM158 247V248H159ZM162 247V246H161ZM200 247V246H199ZM201 247H202V245H201ZM206 248H207V246H205ZM241 247V246H240ZM29 248V247H28ZM40 248V247H39ZM91 248H92V246H91ZM94 248V247H93ZM103 248V247H102ZM106 248H107V246H106ZM109 248V247H108ZM117 248V247H116ZM120 248V247H119ZM155 248V247H154ZM168 248V247H167ZM264 248V247H263ZM56 249V248H55ZM61 249V248H60ZM115 249V248H114ZM256 249V248H255ZM254 249V250H255ZM49 251L51 250L50 248L48 249ZM57 250V249H56ZM56 250H55V252H56ZM62 250V249H61ZM92 250V249H91ZM108 250V249H107ZM116 250V249H115ZM121 250V249H120ZM119 250V251H120ZM128 250H130V249H128ZM150 250H151V248H150ZM153 250V249H152ZM155 250H157V249H155ZM160 250V249H159ZM249 250V249H248ZM247 250V251H248ZM40 251H41V249H40ZM45 251V250H44ZM48 251V252H49ZM93 251V250H92ZM106 251V250H105ZM104 251V252H105ZM122 251V250H121ZM132 251V250H131ZM1 252V253H2ZM54 252V251H53ZM61 253H62V251H60ZM94 252V251H93ZM103 252V253H104ZM106 252H108V251H106ZM143 252V251H142ZM151 253H152V251H150ZM155 252V251H154ZM187 252V251H186ZM33 253V252H32ZM58 253V252H57ZM88 253V252H87ZM102 253V254H103ZM126 253H127V251H126ZM155 253H157V252H155ZM159 253V252H158ZM3 254V253H2ZM3 254V255H4ZM50 254V253H49ZM55 254V253H54ZM60 254V253H59ZM68 254V253H67ZM71 254H72V252H71ZM89 254V253H88ZM101 254V253H100ZM107 254V253H106ZM106 254H104V255H106ZM134 254V253H133ZM147 254V253H146ZM245 254V253H244ZM243 254V255H244ZM23 255H25V253L23 254ZM39 255V254H38ZM66 255V254H65ZM90 255V254H89ZM96 255V254H95ZM108 255H110V254H108ZM123 255H124V253H123ZM122 255V256H123ZM137 255V254H136ZM135 255V256H136ZM138 255H140V254H138ZM155 255V254H154ZM246 256L248 255V254H245ZM252 254H250V256H251ZM58 256V255H57ZM56 256V257H57ZM66 256H68V255H66ZM72 256V255H71ZM78 256V255H77ZM100 256V255H99ZM103 256V255H102ZM101 256V257H102ZM114 256H116V255H114ZM199 256V255H198ZM253 256V255H252ZM47 257V256H46ZM106 257H109V256H106ZM112 257H113V254H112ZM118 256H116V258H117ZM129 257H131V256H129ZM138 257H140V256H138ZM143 257V256H142ZM149 257H152V256H149ZM148 257V258H149ZM192 257V256H191ZM245 257V256H244ZM38 258V257H37ZM100 258V257H99ZM111 258V257H110ZM116 258H115V260H116ZM120 258H121V256H120ZM141 258V257H140ZM147 258V257H146ZM39 259V258H38ZM48 259V258H47ZM77 259V258H76ZM97 259V258H96ZM111 259H113V258H111ZM123 259V258H122ZM137 259H139V258H137ZM136 259V260H137ZM143 259H145V257H143ZM151 259H154V258H151ZM156 259V258H155ZM195 259V258H194ZM250 259H251V257H250ZM29 260H30V258H29ZM41 260V259H40ZM71 260H72V258H71ZM78 260V259H77ZM77 260H75L76 261V263H77ZM92 260H94V259H92ZM98 260V259H97ZM101 260V259H100ZM99 260V261H100ZM126 259H124V261H125ZM131 260H133V259H131ZM135 260V259H134ZM133 260V261H134ZM150 260V259H149ZM157 260V259H156ZM220 260V259H219ZM257 260H258V258H257ZM17 261V260H16ZM47 261V260H46ZM74 261V262H75ZM107 261H108V259H107ZM121 261V260H120ZM127 261V260H126ZM126 261H125V263H126ZM154 261V260H153ZM197 261H198V259H197ZM251 261V260H250ZM71 262V261H70ZM69 262V263H70ZM78 262H79V260H78ZM93 262V261H92ZM96 262V261H95ZM111 262V261H110ZM113 262H114V260H113ZM130 262V261H129ZM146 262V261H145ZM158 262V261H157ZM163 262V261H162ZM162 262H160L161 264H162ZM200 262V261H199ZM237 262V261H236ZM246 262V261H245ZM251 262H253V261H251ZM45 263H47V262H45ZM135 263V262H134ZM139 263V262H138ZM148 263V262H147ZM154 263V262H153ZM16 264V263H15ZM34 264H35V262H34ZM50 264V263H49ZM65 264H66V262H65ZM72 264V263H71ZM91 264V263H90ZM99 264V263H98ZM107 264V263H106ZM111 264V263H110ZM119 264H121V263H119ZM132 264V263H131ZM243 264V263H242ZM255 264V263H254Z\"/></svg>",
  "mask_w": 264,
  "mask_h": 264
}]
</instances>
